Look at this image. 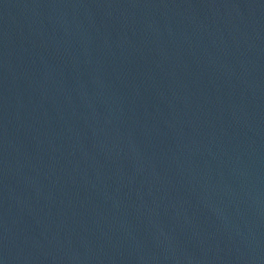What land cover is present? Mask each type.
I'll return each mask as SVG.
<instances>
[{
    "label": "water",
    "instance_id": "95a60500",
    "mask_svg": "<svg viewBox=\"0 0 264 264\" xmlns=\"http://www.w3.org/2000/svg\"><path fill=\"white\" fill-rule=\"evenodd\" d=\"M0 264H264V0H0Z\"/></svg>",
    "mask_w": 264,
    "mask_h": 264
}]
</instances>
